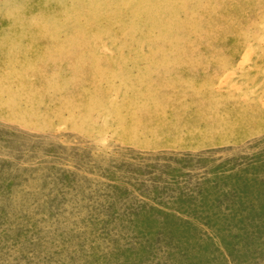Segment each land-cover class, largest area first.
I'll return each mask as SVG.
<instances>
[{
  "label": "rangeland",
  "instance_id": "1",
  "mask_svg": "<svg viewBox=\"0 0 264 264\" xmlns=\"http://www.w3.org/2000/svg\"><path fill=\"white\" fill-rule=\"evenodd\" d=\"M0 264H264V0H0Z\"/></svg>",
  "mask_w": 264,
  "mask_h": 264
}]
</instances>
